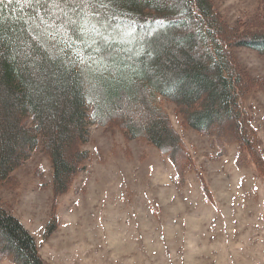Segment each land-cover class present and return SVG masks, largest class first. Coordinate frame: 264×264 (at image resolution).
Instances as JSON below:
<instances>
[{
    "label": "trees",
    "instance_id": "16d2710c",
    "mask_svg": "<svg viewBox=\"0 0 264 264\" xmlns=\"http://www.w3.org/2000/svg\"><path fill=\"white\" fill-rule=\"evenodd\" d=\"M260 2L259 14L231 27L213 0H0V185L41 150L63 195L90 158L82 147L95 124L147 141L176 166L184 148L166 101L187 127L237 145L264 170L241 107L259 86L243 80L234 54L264 55ZM0 258L46 264L1 205Z\"/></svg>",
    "mask_w": 264,
    "mask_h": 264
},
{
    "label": "rangeland",
    "instance_id": "374dc122",
    "mask_svg": "<svg viewBox=\"0 0 264 264\" xmlns=\"http://www.w3.org/2000/svg\"><path fill=\"white\" fill-rule=\"evenodd\" d=\"M213 1L231 27L261 10L260 0ZM234 54L243 80L259 86L241 107L264 154V55ZM163 108L183 143L176 166L147 141L95 124L82 147L90 158L63 195L41 150L0 185V205L34 237L46 264H264V170L237 145L187 127L174 104Z\"/></svg>",
    "mask_w": 264,
    "mask_h": 264
}]
</instances>
